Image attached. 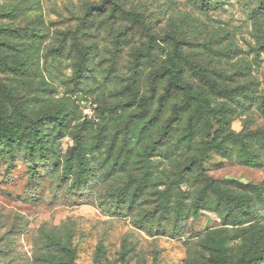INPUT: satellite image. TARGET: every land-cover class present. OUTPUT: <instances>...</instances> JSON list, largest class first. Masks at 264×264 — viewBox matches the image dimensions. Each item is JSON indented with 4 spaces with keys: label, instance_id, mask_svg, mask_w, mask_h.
Segmentation results:
<instances>
[{
    "label": "rangeland",
    "instance_id": "rangeland-1",
    "mask_svg": "<svg viewBox=\"0 0 264 264\" xmlns=\"http://www.w3.org/2000/svg\"><path fill=\"white\" fill-rule=\"evenodd\" d=\"M32 26L45 37L31 45L0 32L9 64L0 63V122L20 139L0 145V264H222L223 251L229 264H264V189L224 184L264 183L263 142L208 159L207 176L241 195L247 215L215 196L196 208L202 185L188 170L219 120V140L264 133V0H0L3 31ZM73 44L92 53L79 82ZM174 75L184 88L147 125ZM187 92L207 99L216 118L203 116L206 134L192 137L184 115L160 144ZM78 142L83 174L70 159Z\"/></svg>",
    "mask_w": 264,
    "mask_h": 264
},
{
    "label": "trees",
    "instance_id": "trees-1",
    "mask_svg": "<svg viewBox=\"0 0 264 264\" xmlns=\"http://www.w3.org/2000/svg\"><path fill=\"white\" fill-rule=\"evenodd\" d=\"M0 32L3 33L4 39L7 37H24L27 40H29L30 45L35 41H41L44 39L45 34L42 30H37L35 26H32L30 28H23V29H15V30H9L5 29L3 31L2 28H0ZM3 42L7 43L6 40H3ZM28 42V44H29ZM71 51H75L79 62L77 64V69L75 71V77L76 81L79 82L81 79L84 78L87 74V58L92 54L91 53V47H82L79 44H73L70 46ZM26 51V49H24ZM60 53V52H59ZM6 55L3 57H0V63L4 65H9L8 61L5 59ZM13 69L20 70L22 72L25 71V67L21 64H16V66H12ZM190 70H195L193 65H189ZM196 71V70H195ZM172 80H170L166 92L159 98L160 105L155 114L151 116L149 121L146 122L147 125H154L157 123L158 119L161 117V114L166 107V103L169 101L177 98L179 96V89H183L184 87H181L176 82V76H172ZM165 76H162L159 80V82L164 79ZM135 84H132L131 87V93L134 94V98L136 97V88ZM211 89L219 96H228L232 95L230 94V91L228 89H221L218 85L211 83ZM157 95V89L156 86L151 88L150 96L148 99H144V105L145 110L149 111L148 108L151 106V103L156 99ZM217 109L212 108L210 105V102L197 95L193 96L191 93L185 94V99L182 103H180L179 106L174 107V116L172 120H170L165 128L164 132L161 134L160 138V144H163L165 141L168 140L174 129L176 128V123L180 122L181 119L184 117V115L189 116V124H188V131L189 135L192 137L202 135L204 136L206 134L207 128L205 126L206 123L202 122L203 116H211L215 117L217 115ZM60 119L59 117L56 118V120ZM218 124L220 126V129L217 130L214 134V137L211 139V141H202L200 145V152L197 156H193L191 159L190 164L188 165V170L191 171L192 169H196L198 172L197 175V181L200 185H202L198 200L196 201V208H199L200 210L206 208L208 205V202L210 200L211 196H215L218 200L219 206L224 207L228 210L229 213H235L236 215L240 214H249L251 212V207L246 204L244 201V198L241 195L233 194L229 192L227 189H223L218 185V182L210 179L207 176V164H210L208 162V159L210 160L212 155H220L221 157H228V149L229 145L232 146H240L246 153H249L251 149V140L252 138L256 137L260 139L264 144V133L263 132H253L247 136L243 135H235L233 133L227 134L219 140V135L221 134V130L224 127V123L222 121H218ZM27 130V129H26ZM25 135L27 138V143L29 146L33 145L32 142H30L31 135L29 134ZM34 138L39 143V130L35 131V135H33ZM209 137V136H208ZM18 141H20L19 138L15 135V129L14 127L5 121L0 122V145L7 146L8 148H12ZM100 142V141H99ZM11 154L10 152H7V155ZM74 158L75 161L78 163V166L80 168V173L83 174L86 171V163H85V155L83 153V148L81 146V142H78V146L74 148L71 152L70 159ZM249 165H255V162L252 160ZM224 184L232 185L237 190H244L251 192L255 194V196H259L264 189V183H261L260 185H256L253 183H241L236 180H226L224 181ZM48 240L50 241L51 245L55 247L56 249L67 252L72 254V252L69 251L68 247L65 244H62L61 242L49 237ZM221 263L222 264H229L226 260L227 255L226 252H222L221 254ZM263 258H260L257 262H261ZM255 263H249V264H256ZM241 264H248L247 262L243 261Z\"/></svg>",
    "mask_w": 264,
    "mask_h": 264
}]
</instances>
